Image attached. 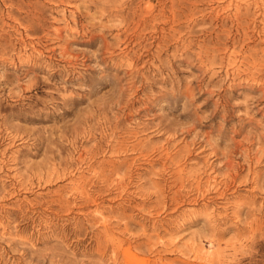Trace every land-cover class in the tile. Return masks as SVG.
<instances>
[{
  "label": "rangeland",
  "instance_id": "obj_1",
  "mask_svg": "<svg viewBox=\"0 0 264 264\" xmlns=\"http://www.w3.org/2000/svg\"><path fill=\"white\" fill-rule=\"evenodd\" d=\"M0 264H264V0H0Z\"/></svg>",
  "mask_w": 264,
  "mask_h": 264
}]
</instances>
